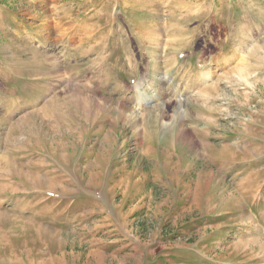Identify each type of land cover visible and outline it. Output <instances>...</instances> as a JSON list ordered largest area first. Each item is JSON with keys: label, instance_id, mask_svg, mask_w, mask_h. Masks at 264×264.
<instances>
[{"label": "rangeland", "instance_id": "374dc122", "mask_svg": "<svg viewBox=\"0 0 264 264\" xmlns=\"http://www.w3.org/2000/svg\"><path fill=\"white\" fill-rule=\"evenodd\" d=\"M0 264H264V0H0Z\"/></svg>", "mask_w": 264, "mask_h": 264}]
</instances>
